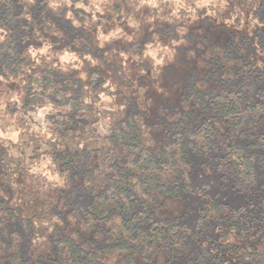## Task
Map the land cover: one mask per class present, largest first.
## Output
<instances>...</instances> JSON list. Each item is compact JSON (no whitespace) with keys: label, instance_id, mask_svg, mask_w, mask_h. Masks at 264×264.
Wrapping results in <instances>:
<instances>
[{"label":"trees","instance_id":"trees-1","mask_svg":"<svg viewBox=\"0 0 264 264\" xmlns=\"http://www.w3.org/2000/svg\"><path fill=\"white\" fill-rule=\"evenodd\" d=\"M223 1L264 28V0ZM120 9L109 0H0V77L22 81L0 109V130L18 133L15 141L0 138V264H167L185 251L189 228L148 208L160 198L174 202L181 182L190 188V155L216 149L218 169L237 190L255 183L256 165L264 175V100L250 101L254 79H264L262 70L251 77L258 65L248 62L247 79L229 81L235 44L227 37L207 43L205 56L214 52L225 68L219 79H192L178 104L149 108L134 98L121 65L109 62L105 71V51L85 26ZM163 25H156L162 36L175 33L174 24ZM44 42L48 54L33 56ZM145 44L134 39L121 49L139 61ZM244 136L254 139L242 146L236 141ZM44 161L62 182L55 188L61 203L71 204L76 187L85 193L86 202L68 210L74 230L60 227L54 208L39 212L14 196L15 179ZM209 209L221 212L232 243L203 246L197 264H226L228 256L235 264H264V208L212 201Z\"/></svg>","mask_w":264,"mask_h":264},{"label":"rangeland","instance_id":"rangeland-1","mask_svg":"<svg viewBox=\"0 0 264 264\" xmlns=\"http://www.w3.org/2000/svg\"><path fill=\"white\" fill-rule=\"evenodd\" d=\"M109 1L121 6L120 12L109 20H99L98 25L85 23V26L91 32L96 46L105 51V71L108 73V67L111 65L109 62L121 65L135 85L130 88L134 98L140 97L148 103L146 105L149 108L155 106V109L161 103L178 104L186 90L183 89L184 84L192 79H201L208 75L215 80L219 79L225 68H220L214 52L205 56L204 48L207 43L219 44L226 40V37L235 44L232 53L235 60L231 67L226 68L230 71L225 73L229 81L246 80L248 62L258 65L259 68L251 77L259 75L260 70L264 72V42L259 41L264 36L263 24L239 8L231 12L223 0ZM105 11L109 13L108 8H105ZM205 16L214 21L210 27H207L209 22L204 21ZM66 17H70L69 12ZM161 23L163 26L174 24L175 33L162 36L160 28H156V25ZM216 31L223 33L225 38L219 37ZM201 36L205 37L204 42ZM147 37L151 39L145 41ZM134 39L146 43L138 56L143 66L139 65L135 57L121 49L124 43ZM211 39L214 41L210 42ZM48 48L49 45L44 42L39 48L31 49V52L33 56L47 55ZM45 49L47 51H44ZM254 80L255 90L253 98L250 99L251 103L264 100V97L260 96V93H264V79ZM21 89L20 78L6 80L0 77V109L5 106L11 92ZM109 98L111 97L106 96V99ZM250 131L254 132L251 128ZM17 134L0 130V138L12 141H15ZM252 139L254 137L244 136L236 142L245 146L246 142ZM218 156L216 149L208 154L190 155V188L185 189L182 186L184 182H181L180 196L174 199V202L160 198L159 204L153 203L148 208L157 219L183 222L189 228L185 238V251L167 264H197L195 257L203 246L215 249L220 243H232V233L229 232V238H225L223 234L224 219L217 218L221 212L210 210V202L231 207L254 206L255 210L264 208V175L261 174V169L255 166L257 178L252 186L237 190L233 186L232 178L218 169ZM46 164L44 161L32 166L22 177L18 176L15 179L17 190L14 196L24 204L23 206L27 204L30 208L37 207L39 212L45 213L54 208V219L59 221L60 227L67 226L68 230H74L75 226L68 218V210L74 208L73 203L84 204L85 193L80 187H76L69 197L71 204L61 203V200L57 199L55 188L62 185V182L57 175H50ZM45 208L47 209L44 212ZM58 213H63V216L56 218ZM209 241H212V245ZM228 259L226 264H235L231 256H228Z\"/></svg>","mask_w":264,"mask_h":264},{"label":"clouds","instance_id":"clouds-1","mask_svg":"<svg viewBox=\"0 0 264 264\" xmlns=\"http://www.w3.org/2000/svg\"><path fill=\"white\" fill-rule=\"evenodd\" d=\"M76 7L82 8V7H84V5H83V3H80V4H77ZM102 39H103V37H102ZM44 51H47V49H45ZM62 59H65V60L73 59L74 60L75 57L74 56H69V55L65 54L64 57H62Z\"/></svg>","mask_w":264,"mask_h":264}]
</instances>
